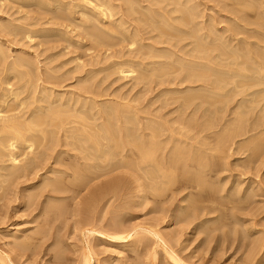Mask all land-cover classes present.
I'll return each mask as SVG.
<instances>
[{
    "label": "rangeland",
    "instance_id": "1",
    "mask_svg": "<svg viewBox=\"0 0 264 264\" xmlns=\"http://www.w3.org/2000/svg\"><path fill=\"white\" fill-rule=\"evenodd\" d=\"M198 1L202 4V6L200 5V16L203 13L204 17H201L205 20L212 16L218 24L223 22L218 26L228 24L223 21V16L228 15L236 19V17H233L234 15L238 16L237 14H242L245 20L252 22L249 24V27L252 24L251 28L261 29V31L264 30L262 29L264 28V23H262L264 22V18H262L264 16V12H262V9H264V6H262L264 0L256 1L257 4L261 5V10L257 4L256 6L259 10L254 6V0H251L254 2L239 0L248 8L249 6L246 4V1L247 3H253V6L251 5V8L248 10L247 7H240L243 4L236 0V2L234 0ZM119 2L124 4L123 1ZM231 3L233 6H231ZM235 3H238L239 6ZM144 4H147V2H144ZM40 6L36 4L22 5L20 2H16V0H0V47L2 46V50L4 51L2 55L0 54V103L1 105L3 104L0 107L5 113H17L19 115L17 117L18 121L22 118L24 122V117L31 116V121L28 123L29 126L27 125L29 128L27 137L32 139V137L34 138L37 135V138L39 137L40 139L39 143L42 146H39L40 144L38 145L36 140L38 147H35L36 151H33L34 153L30 152V154L32 153L30 156L28 153L29 150L27 151V148L23 146L24 140H22V143L19 140L16 148V150H19L16 154L18 159L17 163L15 161V164L12 163L13 161L10 162L9 157L7 158L9 156L7 155L9 153L8 150V153H5L6 151L4 152L7 160H4L5 157L1 158L4 153L0 155V160H2L0 161V264H78L81 256H83V252L89 255L90 261H92L90 262L91 264H109L111 260H115L114 264H264V144H262L264 143V102H262L264 100L261 99L262 97L260 98L261 100L259 99L260 101L258 100L259 103L257 101L255 102L256 104L252 103L253 106L249 100V98L252 99L251 96L246 98L245 93L241 94L240 97L239 94L233 97L237 92H231L233 100L230 96L231 93L228 92L227 100L224 95L225 91L219 90V95L223 93L224 96L221 95L223 98L220 96L221 99H218L219 96L217 98L216 94L213 97L214 93H211V96L209 95L210 92H207V95L205 93L207 90L204 92L198 83L191 82V79H184L182 74L179 73V70L178 73L175 68L173 69L176 72L171 70L172 67L170 69L171 71L167 70V64L161 67L166 66V69H164L169 74H160L157 71L159 64L157 66L155 64L151 66L150 64V61L156 58L151 57V54H156L154 52L156 50L141 46L139 41L133 45V49L131 50L128 49L129 43L127 41L109 47L105 45L95 47L94 45L96 44L92 41V37L89 38L87 34L89 29L86 27V31L84 27L83 29L81 27L80 30L74 26L66 28L69 31L71 30L68 33L50 31L49 29L55 27L53 25L54 22L46 19L45 16L47 15V18H50L49 14H46L42 10L47 9L44 8L46 6ZM229 8H232L231 11L234 9L233 11L236 13L242 8L243 13L240 12L232 15L228 12ZM236 8L238 11H236ZM59 10L61 8L56 9L57 12ZM40 12L42 13L40 14ZM257 12H261V15H259L260 13L257 14ZM140 15L142 16V14ZM259 16L261 17L259 18ZM257 17L261 22L255 20ZM203 19L198 18L200 21ZM45 20L48 23H44L46 22ZM253 21L256 22H254L255 25ZM78 23L82 22L79 20ZM141 24L142 22L137 21H133L132 23L133 26ZM40 26L48 30L46 31L45 29L42 32L35 31L38 34L33 32V35L32 31L36 30V28L39 29ZM27 29L28 31L31 30V32H27L28 34L25 32ZM112 34L114 36L118 35L117 31L112 32ZM143 34L142 42L147 44L151 43V37L149 38L151 33ZM254 37L256 39L251 38V40L257 41V37L261 36L254 35ZM113 40L115 39L110 38L109 42ZM165 56L163 58L157 57L155 60L160 59V61H164L166 59ZM126 61L129 63L127 62L128 64H126ZM148 62L149 64H147ZM152 72L154 75L151 74ZM155 72L158 73L156 74ZM141 74L142 77L140 76ZM15 88L18 89L16 90ZM44 88L46 92H44L45 90L43 91ZM2 90H5L4 92L6 94H1ZM168 90L172 92H169V94L166 93ZM215 91H218V89ZM14 92L17 93L16 96H14ZM57 93H59L58 96ZM70 93L72 94L71 96L69 95ZM163 93L167 96L162 95ZM7 94L11 96L8 95L7 98ZM197 94L198 96L196 98ZM78 95L82 98H79ZM242 95L245 96L244 99ZM201 96L204 97L202 98L204 100L207 97L206 100L213 99V101H209V105L207 103L208 101L203 103L204 100H200ZM209 96L212 98H209ZM257 96L259 98L260 95L257 94ZM60 97L62 101L68 99L67 104L60 105ZM52 98H57L58 101L50 103ZM215 98H217V102L220 101V103L218 102L219 104L214 102L216 100ZM254 98L258 99L256 95ZM5 99L10 101V103L6 104ZM73 99L77 103L75 104L76 107L72 103L74 102ZM83 99L87 102H84ZM224 99L227 101H223ZM230 99L231 101L229 102ZM239 99L240 101L238 102ZM247 99L249 100L247 102L250 106L246 102ZM1 100L5 102H1ZM244 100L246 103L242 102L245 103L242 105L241 101ZM199 102L202 105H199ZM212 102H214L213 105H211ZM86 103L88 106L85 105ZM123 104L125 108L128 106L125 110L127 111L129 108V113L128 111L127 113L126 111L123 112ZM47 105H50L49 107L52 110L47 111ZM89 105L94 108L90 109L91 107ZM16 106H18L19 112ZM61 106L62 108L69 106L67 108L69 111L70 108L75 111L71 110V113H63L67 109L62 110ZM80 106L83 109L81 110L82 114L79 112L81 109ZM239 106L241 107L239 108ZM251 106L253 109L250 108ZM6 107H9V110ZM111 107L118 108L116 110ZM55 108L57 112L53 111ZM14 109H16V112H13ZM119 109L124 117L120 112L118 113ZM23 110L27 113L24 114L25 112ZM44 110L49 112L50 115H48L49 113L46 114ZM89 110L91 114L88 113ZM113 110L117 111H115L116 113L114 115L120 114L121 118L120 115H117L115 118ZM240 111L242 112L239 114ZM41 112L46 115H44L42 120H38V118H41L38 115L43 116V114H40ZM52 112L54 115L59 113L62 116L63 114V118L66 119L64 122L68 121L66 123L68 128L70 127L68 123L71 127L76 125L75 127H70L72 133L69 132L70 128L66 130V126L62 127V125L59 127L61 122L53 118L55 116H53ZM104 112L108 115L110 112V115H113L112 118L114 117L115 121L119 117L120 119L118 118L117 122H120H114V119L110 115L108 118ZM19 113L23 117H20ZM134 113L139 118L136 115L134 117ZM69 114H71L69 117H72L71 124L68 120L69 118H67ZM78 114L81 116L80 119L78 118ZM238 114L242 115L243 118ZM92 115L96 120L93 119L94 121H92ZM127 115L130 120L128 122H126ZM47 116H52L56 121L55 125L58 124V128L61 129L59 131L57 126H53L55 129L54 132H51L53 133L52 136L49 130L53 129L51 126L53 120L51 119L50 122L51 117L48 119L46 118ZM95 116H98V119ZM104 116L108 118V123H106L107 118ZM238 117H240L239 120L244 119V124L242 123L241 125L245 126L247 124L246 126H250L251 128L243 126L250 131L246 130L247 133L246 131L244 133H237L234 137L232 133L230 134L232 129L228 126L231 124L234 126V123L239 121L235 120ZM34 118H36V121ZM76 118L78 119L74 120ZM88 119L90 122H88ZM154 119L156 122L158 120L159 123L164 121V133L162 132L163 129L160 128L164 135H161V138L159 135L160 130L158 131L159 124L156 126L157 123L154 124ZM43 120L50 125L43 123ZM39 121L45 126L43 124H41L42 126H38L40 124ZM91 121L93 123L96 122L94 127L99 123L96 126L98 132V128L101 131L105 128V125L108 126L106 128H109V131L104 129L100 133L102 139H104L102 134L106 131L103 134L107 135L106 141H103L105 142L104 145L106 148L113 147V144H116L115 146L118 145L119 148L121 147L119 149L114 146L117 148L115 152H112L110 149L106 153L108 154V157H106L108 158V164L105 162V164H101L103 167L96 166L95 169L91 166V169L89 166H81V163L83 164L85 161L82 155L85 154L86 149L84 148L87 146L83 145L84 142L81 144L82 141L79 139L80 135L82 134L89 138L92 134L95 135L98 133H95L96 128L93 127L94 130L90 127L91 124L93 125ZM99 121L105 123V125L102 123L103 128L102 126L100 127L101 123ZM31 122L33 123V128L30 127ZM36 122L39 123L37 126ZM115 123L118 126L121 124V127H117ZM142 123L143 125L145 124L144 127ZM163 123L159 126L163 127ZM110 124L113 125L110 127ZM198 124H202V128ZM83 125H88L86 127L87 129L82 130ZM148 125H151V128ZM169 125L170 128L168 127ZM146 126L148 127L146 128ZM226 126L230 129L229 133L228 130H225ZM35 129H38V132ZM138 129H141L140 131L145 136ZM152 129L158 132H153ZM171 129H173V132ZM176 129L178 131L180 129L182 131L184 130L181 132L184 133L185 137H187L185 134H190L187 139L190 138L191 140H186L181 132L182 135H179ZM119 130L122 131V133L119 132L122 135H118ZM126 130H129L127 132L128 134L130 132L131 136L136 133L134 139L132 138L131 140V136L128 135V140H125V136L127 135ZM149 130L155 133L154 135L158 133L159 136H157L158 138L156 140L149 141L151 139V132ZM66 131L71 136H63V132L67 135ZM31 132H34L36 135ZM139 132L140 134H137ZM195 133L196 135H194ZM224 133L226 135L230 134L231 137L229 136V141L222 146L219 141L225 139L224 137L226 135ZM100 134H96V137L101 138ZM192 134L194 137H191ZM112 135H114L112 137L113 139L111 138ZM49 136L51 138H48ZM42 137H46V139L43 140ZM93 138L88 139L89 141L84 144L91 146L94 143ZM171 138L173 140L176 138L179 144L180 142L181 144L184 143L185 140V143H187L182 144L181 147L178 143H175L177 142L175 139L173 145V143H168V141H173ZM51 139L52 142H50ZM78 139L80 142L77 141ZM102 139L100 140L102 141ZM161 139H164V141ZM56 140L58 141L56 142ZM135 140L138 142L144 140V143L146 141L155 143V141L160 140L159 142L162 143H159L161 144L159 146L160 148H158L159 144L156 143L155 147L158 148V151H155L156 153H150L153 155L152 157L147 153L148 157L146 153L141 154L137 151L140 150L138 146H140L141 142L138 144ZM182 140L184 141L182 142ZM66 141L74 142L68 144ZM75 141H77L80 147L75 146L77 145ZM116 141L118 142L115 143ZM147 142L145 143L147 146H145H151ZM24 143L26 145L29 144L28 141ZM51 143L54 144L52 145ZM143 144L139 148H142ZM175 144L176 146H180V149ZM187 144L191 146L188 147ZM220 145L222 148L219 149ZM173 147L177 148L178 154L175 153L177 151L175 148V152L173 151ZM79 148H83L82 151L84 152L79 150ZM157 148L155 149L157 150ZM130 149L131 151H135V153L128 151ZM179 150L180 152L182 150V152L180 153ZM22 151H25V155L28 153V156L26 155L25 157ZM37 152L40 153L37 154ZM80 152H82L81 156ZM129 152L133 155H130ZM136 153L137 155H135ZM163 153L166 155L165 158H171L172 154L173 156L177 155L178 160L181 162L175 157L178 162L175 159L173 160V157L170 160L165 159L163 158ZM77 154H79V160L76 158ZM113 155L115 157H112ZM143 155H145L146 159ZM34 156L36 158V160L33 159L35 162L30 161ZM138 156L141 159H143L141 156L144 157L143 162L139 161L141 159ZM26 160L32 164H29V162L26 164ZM158 161L161 163L159 165H162V162H166L156 170V168L152 167H155L153 165ZM167 162L170 164L168 165ZM23 163L29 166H24ZM13 166L16 167L13 168ZM18 167L22 171L25 168V172L20 173L21 170L18 171ZM80 168H82V173L80 172ZM86 168L89 172L91 170L93 171H91V175L88 172L86 174ZM56 169L58 172L52 171ZM15 171L16 174L13 173ZM94 171H96V174L101 171L100 173L103 175L95 178L97 176ZM146 171L152 174L148 172V175ZM162 173H165L164 176ZM167 175L168 177H165ZM78 176L85 182H87L85 179L89 177L87 182L89 184L85 185L84 181V183H81L82 181L78 180ZM85 176L87 177L85 178ZM112 176H115V178L119 176V180L117 179L111 183ZM169 177H172V180H168ZM75 179L77 181H74ZM54 181L58 182L59 186L62 184V188L59 187L57 190L50 189L49 187L53 188L52 184ZM101 181L104 183L107 182V188L105 189L108 190H105L106 192H98L99 194L96 195L98 198L95 196L96 201L91 200L90 198H94L93 196L95 194L92 196L89 193L88 187L90 185H92L90 188L93 185L96 186ZM48 183L49 186L46 185ZM201 184L202 187L204 185L203 188L200 187ZM108 186L110 187L108 188ZM192 203L195 206H192ZM192 207L199 208V211L197 209H195L196 211L194 209L192 210ZM192 212H195L194 214L197 212V214L194 215ZM90 229L96 232L89 235L87 231ZM122 230L130 234V237L126 241L110 237L116 236ZM23 241L24 243L27 242L25 244H29V247L22 248L19 246ZM255 243L256 245L259 243L260 248L258 245L255 247ZM18 246L20 247L19 249ZM58 250L61 252V255ZM170 254L176 256L180 262L177 263L172 260ZM2 258L4 261L1 262Z\"/></svg>",
    "mask_w": 264,
    "mask_h": 264
},
{
    "label": "bare ground",
    "instance_id": "2",
    "mask_svg": "<svg viewBox=\"0 0 264 264\" xmlns=\"http://www.w3.org/2000/svg\"><path fill=\"white\" fill-rule=\"evenodd\" d=\"M119 1H123L124 2V4H122V3H120ZM235 1V0H234ZM233 1V2H234ZM237 2H239V3H241L239 0H236ZM235 1V2H236ZM242 1H245V0H242ZM249 1H251V0H249ZM255 1V2H254ZM254 1H251V2H254V6L255 7H257L256 6V4H257V2H259V1H257V0H254ZM257 1V2H256ZM16 2H20L22 5H33V4H36V5H43V7L44 6H46V7H44V8H47V9H42L46 14H49V16H50V18H47V16H45L46 17V19L49 21V20H51V21H53L54 23H53V25L55 26V27H51L52 29H49L50 31H54V32H58V33H62V32H65V33H68V32H70L68 29H66V28H68L69 26L71 27V26H74L75 28H81L82 27V29H83V27L85 28H88L89 29V31H88V33L87 32H85V33H87L88 35H89V38L90 37H92V41L96 44V45H94L95 47L96 46H98V45H105V46H113V45H116V44H119V43H122V42H128L129 43V50H131V49H133V45H135V43H137L138 41L140 42L139 44L141 45V46H145V47H147V48H151V49H154V50H156V51H154L156 54H151V57H153V58H155V59H157V57H164L165 55V58L167 59H162V60H164V61H160V59H158V60H153L152 58V60L150 61V64H151V66L153 65V64H155L156 66L159 64V66H157L158 67V69L156 68V66H155V68L157 69V71L158 72H160V74L162 73H167V71H165V69H166V66H164L163 68L161 67L162 65H165V64H167L168 66H167V70H170L171 69V67H172V69L171 70H173V71H175L173 68H175L176 70H177V73H178V70H179V73L180 74H182V77L185 79H191V82H195V83H198L199 84V86L202 88V90H204V92H205V90H207L205 93L207 94V92L209 93V95H211V93H214V95H213V97L214 96H216L217 95V98H218V96H219V98L218 99H221V98H223L222 96H224L225 95V99H227L226 97H227V94H228V92H232V93H235V92H237L233 97H236L238 94H239V97L241 96V94H243V93H245V96H246V98L248 97V96H251V98L253 99L254 97H255V95H256V97L258 98V96H257V94H259L260 96H259V98L258 99H255L254 98V100H252V99H250L249 98V100H250V104H252V103H254V104H256L255 102L257 101V103H259V101L262 99V100H264V30H262L261 31V29L260 30H257V29H253V28H251V26H252V24L250 25V27H249V24L250 23H252V22H249L248 20H245L244 18H243V15L242 14H237V13H240V12H242V8H240V10H239V12H235V11H231V9L232 8H229V13L230 14H232V15H234V14H237L238 16H236V15H234L233 17H236V19L235 18H231V17H229L228 15H225V16H223V18H224V20L223 21H225L226 22V24L227 25H224V26H218V25H220L221 23H223V22H221L220 24H218V22H216L215 20H214V18L212 17V16H210V17H208V19L206 18V20L205 19H203V17H204V15H203V13L201 14V16H203V17H201L200 16V12H201V8H200V5L202 6V4H201V2H199L198 0H16ZM144 2H147V4H144ZM224 2V1H223ZM247 3V1H246V4H248V6H249V8L247 7V6H245V4H243V3H241V4H243V6L241 5L240 7H247V10L248 9H250L251 7V5L253 6V3ZM261 2V1H260ZM245 3V2H244ZM229 4V3H228ZM232 4V3H231ZM230 4V5H231ZM236 5L238 4V3H235ZM260 4H262V3H260ZM258 5V7H259V9H260V6L261 5H259V4H257ZM40 6V7H41ZM225 7L227 6V5H224ZM231 6H233V4L231 5ZM238 6H239V4H238ZM262 6H264V4H262ZM225 7H223V8H225ZM228 7V6H227ZM258 7H257V9H258ZM61 8V10H59V12H57L56 11V9H60ZM239 8V7H238ZM245 8H243V9H245ZM254 8V7H253ZM205 9V8H204ZM226 9V8H225ZM228 9V8H227ZM258 9V10H259ZM254 10H256V9H254ZM254 10H253V12H254ZM258 10H256V11H258ZM261 10V9H260ZM236 11H238V9L236 8ZM250 11V10H249ZM255 11V12H256ZM43 12V13H44ZM204 12V11H203ZM227 12V13H228ZM234 12V13H233ZM262 12H264V9H262ZM42 12H40V14H41ZM243 13V12H242ZM246 13V12H245ZM258 13H260L259 15H261V12H257V14ZM140 14H142V16H145V17H142ZM205 14V13H204ZM229 14V15H230ZM239 15H241V16H239ZM255 15V14H254ZM206 16V15H205ZM247 16V15H246ZM258 16V15H257ZM45 17H44V19H45ZM200 17V19L202 18L203 20H198V18ZM256 17V16H255ZM261 16H259V18H260ZM258 18V17H257ZM255 19V20H259V18L258 19ZM262 18H264V16H262ZM246 19H249V18H246ZM47 20H45L46 22H44V23H48L47 22ZM79 20H80V22H82V23H78L79 22ZM250 20V19H249ZM133 21H137V22H142V24L141 25H135V26H133L132 25V23H133ZM260 22H261V20H259ZM209 22V23H208ZM255 21H253V23H254ZM44 23L42 22V24L44 25ZM50 23V22H49ZM256 23V22H255ZM255 23H254V25H255ZM262 23H264V22H262ZM261 23V24H262ZM40 24V23H39ZM134 24H135V22H134ZM225 24V23H224ZM143 26H146V27H143ZM40 27H42V28H40ZM39 27V29L38 28H36V30H34V31H32V34H33V32H35V31H43V30H45L46 28L45 27H43V26H40ZM254 28H255V26H253ZM260 27V26H259ZM25 28V27H24ZM73 28V27H72ZM86 28L84 29L85 31H86ZM262 29H264V28H262ZM48 29H46V31H47ZM68 30V31H67ZM81 30V29H80ZM76 31V30H75ZM114 31H117V34L119 35H111V33L112 32H114ZM251 31V32H250ZM26 33L27 32H31V30H29L28 31V29H27V31H25ZM26 33H24V34H26ZM35 33H37V32H35ZM143 33H146V34H149V33H151V36H149V38L151 37V43H144V42H142V35H144ZM28 34V33H27ZM27 34H26V36H27ZM38 34V33H37ZM245 34V35H244ZM30 35V34H29ZM34 35V34H33ZM254 35H256V36H261V37H257L258 38V40L257 41H253V40H251V38H255L256 39V37H254ZM29 37H31V36H29ZM110 38L111 39H115V40H113L112 42H109L110 41ZM148 38V39H149ZM123 45V44H122ZM159 45H162V46H159ZM93 47V46H92ZM124 48V47H123ZM127 48V47H126ZM131 52V51H130ZM171 53L170 55H169V53ZM4 53V51L2 50V46L0 47V54L2 55ZM5 55V54H4ZM3 57V56H2ZM122 57V56H121ZM4 58V57H3ZM19 59V58H18ZM20 60H21V58H20ZM24 60V59H23ZM133 60V59H132ZM139 61V60H138ZM114 62V61H113ZM128 61H126V64H128L127 63ZM114 64V63H113ZM125 64V65H126ZM143 64V63H142ZM147 64H149V62L147 63ZM124 65V66H125ZM130 65V64H129ZM140 65V64H139ZM146 65V64H145ZM153 66V67H154ZM129 67V66H128ZM144 67V66H143ZM152 67V68H153ZM159 67H161L160 69H159ZM130 68V67H129ZM165 68V69H164ZM124 69V68H123ZM131 69V68H130ZM122 70V69H121ZM153 70V69H152ZM155 70V69H154ZM170 70V71H171ZM165 71V72H164ZM121 72H123V71H121ZM133 72V71H132ZM157 72V73H158ZM176 72V71H175ZM156 73V72H155ZM156 73V74H157ZM143 74V73H142ZM142 74L140 75L141 77H142ZM152 75H154L153 74V72L151 73ZM159 74V75H160ZM167 74H169V72L167 73ZM179 74V75H180ZM139 75V74H138ZM171 75V74H170ZM169 75V76H170ZM162 76V75H161ZM141 77H140V79H141ZM144 77H146V76H144ZM143 77V78H144ZM138 78H139V76H138ZM145 79V78H144ZM152 79V78H151ZM154 79V78H153ZM193 80V81H192ZM159 81V80H158ZM179 81V80H178ZM8 82V81H7ZM168 82V81H167ZM189 82V81H188ZM163 83V82H162ZM10 84V83H9ZM1 85V84H0ZM6 85H8V84H6ZM45 85V84H44ZM259 86V87H258ZM8 87V86H7ZM6 87V88H7ZM11 87V86H10ZM10 87H9V89H10ZM13 87V86H12ZM42 87H44V86H42ZM46 87V86H45ZM52 87V86H51ZM192 87V86H191ZM197 87H198V85H197ZM47 88V87H46ZM53 88V87H52ZM200 88V89H201ZM225 88H228V89H226L225 90ZM2 89H5V88H2ZM8 89V90H9ZM16 89V88H15ZM18 89V88H17ZM16 89V90H17ZM218 89V91H215V90H217ZM16 90H14V91H16ZM45 90V91H44ZM48 90H49V88H48ZM50 90H52L51 88H50ZM219 90L221 91V90H224L225 91V94L223 95V93L221 94V95H219ZM5 90H2V93L1 94H6L5 92H4ZM10 91V90H9ZM43 91L44 92H46V89L44 88L43 89ZM175 91V90H174ZM173 91V92H174ZM166 92V91H165ZM169 92L171 93L172 91H170V90H168V92H166V93H168L169 94ZM15 93V92H14ZM72 93V92H71ZM69 94L70 96L72 95V94ZM165 93V94H166ZM175 93H177V92H175ZM221 93V92H220ZM232 93H231V99H233V97H232ZM261 93H262V96H261ZM16 94L17 93H15V95L14 96H16ZM58 94L59 93H57V96H58ZM62 94V93H61ZM75 94V93H74ZM206 94H205V96H206ZM216 94V95H215ZM8 95H10V94H7L6 96H7V98H8ZM85 95V94H84ZM162 95H164V93L162 94ZM161 95V96H162ZM195 95V94H194ZM200 95V94H199ZM202 95V94H201ZM208 95V94H207ZM229 95H228V97H229ZM3 96V95H2ZM1 96V97H2ZM6 96H5V98H6ZM11 96V95H10ZM61 97H62V95H60ZM63 96H64V94H63ZM158 96V95H157ZM165 97L167 96V95H164ZM187 96V95H186ZM197 96H198V94L196 95V98H197ZM203 96V95H202ZM201 96V99H200V97H199V99L200 100H204V99H202V98H204V97H202ZM212 96V95H211ZM211 96H209V98H212ZM220 96H221V98H220ZM243 96V95H242ZM245 96H243V99L245 98ZM252 96H254V97H252ZM61 97H60V101H61V104L60 105H64L66 102H68L65 98V100L64 101H62L61 100ZM77 97V96H76ZM78 97H79V95H78ZM77 97V98H78ZM195 97V96H194ZM262 97V98H261ZM2 98H4V97H2ZM1 98V99H2ZM6 98V99H7ZM50 98V97H49ZM67 98H68V96H67ZM69 98H71V97H69ZM79 98H82V97H79ZM84 98V97H83ZM182 98V97H181ZM195 98V99H196ZM217 98H215L216 100H214V102H217ZM261 98V99H260ZM5 99V101H6V104H8V103H10V101H7ZM51 99V98H50ZM54 98H52V100L50 101V103H54V102H56V101H58V99L56 98V99H54ZM85 99V98H84ZM84 99H83V101H84ZM177 99V98H176ZM183 99V98H182ZM207 99V97L205 98V100ZM225 99L223 100V101H225ZM231 99L229 100V102L231 101ZM260 99V100H259ZM48 100V99H47ZM70 100V99H69ZM79 100V99H78ZM203 101V103H206L208 100H206V101ZM228 100V99H227ZM226 100V101H227ZM234 100V99H233ZM241 100H242V98H241ZM248 99L246 100V102L247 101H249ZM259 100V101H258ZM4 100H1V102H5ZM73 101H74V99H73ZM82 101V100H81ZM86 101V100H85ZM84 101V102H85ZM209 101H213V99H209ZM209 101L207 102L208 103V105L210 104L209 103ZM225 101V102H226ZM240 101V99L238 100V102ZM251 101H254V102H251ZM48 102V101H47ZM76 101H74V102H72L73 104H74V106L76 107V105L75 104H77V103H75ZM87 102V101H86ZM214 102H212V104L211 105H213L214 104ZM219 103H220V101H218ZM217 102V103H218ZM221 102H222V100H221ZM224 102V103H225ZM242 102H245V100L244 101H241V104L243 105V104H245V103H242ZM262 102H264V101H262ZM21 103H22V101L20 102V106H21ZM71 103V102H70ZM72 103H71V105H72ZM81 103V102H80ZM94 103V102H93ZM190 103V102H189ZM188 103V104H189ZM218 103V104H219ZM56 104V103H55ZM67 104V103H66ZM89 104V103H88ZM183 104V103H182ZM201 104V102H199V105ZM240 104V103H239ZM247 104L250 106V104L247 102ZM246 104V105H247ZM3 105V104H2ZM1 105V103H0V106H2ZM9 105H11V104H9ZM8 105V106H9ZM50 105H53V104H50ZM49 105V106H50ZM81 105V104H80ZM86 106H88L87 105V103L85 104ZM91 106H92V104H90ZM89 105V107H91ZM96 105V104H95ZM202 105V104H201ZM226 105H227V103H226ZM241 105V106H242ZM245 105V106H246ZM253 105V104H252ZM19 106V107H20ZM48 105H47V111H50V110H52V109H50V107H49ZM58 106H59V104H58ZM62 106H61V108H62ZM93 106H94V104H93ZM107 106V105H106ZM124 108H123V107ZM122 106H120V107H122V109H124V111L123 112H125L126 110L125 109H127V107L125 108V106H124V104L122 105ZM190 106V105H189ZM241 106H239V108L241 107ZM254 106V105H253ZM39 107H42V106H39ZM46 107V106H45ZM69 107V106H68ZM67 106H64V108H62V110L63 109H67L68 108ZM79 107V106H78ZM77 107V108H78ZM130 107V106H129ZM196 107V106H195ZM243 107V106H242ZM256 107H257V105H256ZM6 108H8V110H9V107H6ZM11 108V107H10ZM18 108V106H16V109ZM22 108V107H21ZM21 108H20V111H21ZM49 108V109H48ZM53 108V107H52ZM80 108H81V106H80ZM92 108H94V107H91L90 109H92ZM109 108V107H108ZM111 108H113V109H116L117 110V108L115 107H111ZM110 108V109H111ZM197 108V107H196ZM244 108V107H243ZM246 108V107H245ZM249 108V107H248ZM250 108H252V106L250 107ZM2 108L0 107V155L2 154V153H4L5 151V153H8V151H9V153L7 154V155H9V156H7V158L9 157V159H10V162L11 161H13L12 163H14L15 164V161H16V163H17V156H16V154L19 152V150H16V148H17V142H19V140L21 141V143H22V140H24V142L25 141H28L29 142V144H27L26 145V143H24L23 142V146H24V148H27V151L29 150V154H30V152H32V153H34L36 150H35V147H38V145L40 144L39 142H40V139H39V137L37 138V135L34 133L35 132V130H36V132H38V129H35V130H33L34 132H31V133H33V134H35L36 135V137H32V139L30 138H28L27 136H28V132H29V128L27 127V125H28V123H29V121H31V116H27V117H24V122H23V120H22V118H21V120H22V122H21V120L20 121H18L17 119V117L19 116L17 113L15 114V113H5V112H3V110H1ZM16 109H14L13 110V112H16ZM121 109V110H122ZM198 109V108H197ZM205 109V108H204ZM253 109V108H252ZM8 110H7V112H8ZM25 110V109H24ZM23 110V112H25ZM58 110V109H57ZM60 110V109H59ZM71 110H73V109H71L70 108V111L67 109V111H64L63 113H65V112H68V113H71L72 111ZM79 110V109H78ZM81 110H83L82 108L80 109V114H82L81 112ZM105 110H106V107H105ZM104 110V111H105ZM115 110V111H116ZM128 110H129V108H128ZM127 110V111H128ZM131 110V109H130ZM216 110V109H215ZM240 110H242V109H240ZM6 111V110H5ZM17 111L19 112V108L17 109ZM33 111H34V109H33ZM53 111L55 112L56 111V108L55 109H53ZM73 111H75V110H73ZM114 111V110H113ZM113 112V115H114V113H116V112ZM127 111H126V113H127ZM206 111H207V109H206ZM4 114H3V113ZM9 112H12V111H9ZM44 112L46 113V114H48L49 112H46L45 110H44ZM57 112V111H56ZM61 112V111H60ZM78 112V111H77ZM88 112V111H87ZM101 112H102V110H101ZM111 112V111H110ZM109 112V115L111 114ZM120 112V114H121V111H120V109H119V111H118V113ZM122 112V113H123ZM130 111H128V113H129ZM132 112V111H131ZM215 112V111H214ZM217 112V111H216ZM242 111H240L239 112V114L241 113ZM21 113V112H20ZM19 113V114H20ZM27 112H25L24 114H26ZM30 113V112H29ZM34 113V112H33ZM36 113V112H35ZM53 113V112H52ZM68 113H66V114H68ZM88 113H90V110H89V112ZM126 113H124V114H126ZM235 114H236V112H234ZM245 113H247V112H245ZM23 114V113H22ZM40 114H43V116H40V115H38L39 117H41V118H38V120H42L43 119V117H44V115H46V114H44L43 112H41ZM91 114V113H90ZM97 114H98V111H97ZM104 114H105V112H104ZM119 114V115H120ZM133 114V113H132ZM132 114H131V116H132ZM234 114V115H235ZM238 114V115H239ZM248 114H249V112H248ZM34 115V114H33ZM48 115H50V113L48 114ZM71 114H69L68 115V117L67 118H69L68 120H69V122H70V124H71V121H72V117H69ZM94 115V114H93ZM93 115H92V121H94V120H96V119H94V117H93ZM105 115H107V117L109 116L108 114H105ZM112 115V116H113ZM118 115V114H117ZM116 114L114 115V117L116 118V116H117ZM118 115V116H119ZM122 115V114H121ZM121 115H120V118H121ZM129 115V114H128ZM128 115H127V121L126 122H128V121H130L128 118ZM135 113H134V117H135ZM237 115V116H238ZM53 116H55V117H53L56 121H59V122H61V124H60V126L59 127H61L62 125V127H65L66 126V123L68 122H64V120H66V119H64L63 118V114H62V116H60V114L58 113V114H55L54 115V113H53ZM67 116V115H66ZM87 116H89V115H87ZM111 116V115H110ZM112 116H111V118H112ZM123 116V115H122ZM126 116V115H125ZM137 116V115H136ZM241 118H243L242 117V115H239ZM244 116V115H243ZM20 117H23V116H21V114H20ZM36 117V116H35ZM51 117V118H50ZM47 116L46 118H50V122H51V119L53 120V122L55 121L53 118H52V116ZM80 117L81 116H79V114H78V118L80 119ZM91 117V116H90ZM90 117H88L89 119H91ZM96 117V116H95ZM98 117V116H97ZM96 117V118H97ZM102 117V116H101ZM101 117H99L100 119H101ZM105 118H107L106 116H104ZM103 117V118H104ZM114 117L112 118V119H114ZM124 117V116H123ZM133 117V116H132ZM133 117V118H134ZM138 117V116H137ZM240 117H238V119L236 118L235 120H239V118ZM78 118H76V119H74V120H77ZM109 118V117H108ZM108 118H107V122L106 123H108ZM110 118V119H111ZM119 118V117H118ZM117 118V119H118ZM119 118V119H120ZM139 118V117H138ZM138 118H136V120L137 121H139L138 120ZM152 118V117H151ZM246 118H247V116H246ZM47 119V120H48ZM71 119V120H70ZM88 119V120H89ZM94 119V120H93ZM98 119V118H97ZM116 119V121H115V119L113 120L114 122H117L118 120ZM244 119H245V116H244ZM244 119H240L239 121H237V123H234L235 125L234 126H232L233 124H229L230 126H228L230 129H232V131L230 132L229 130L230 129H228L227 128V126H226V129L225 130H228V133L230 132V134L232 133L233 134V136L235 137V134H237V133H244L247 129H245L244 127H247L246 125L244 126V125H241L242 123H243V120ZM27 120V121H26ZM34 120L36 121V118H34ZM46 120V119H45ZM105 120H103V121H105ZM124 120V119H123ZM133 120V119H132ZM131 120V121H132ZM155 120V119H154ZM44 121V120H43ZM56 121L53 123L52 122V124H54V125H52L51 124V126L53 127V126H57V125H55V123H56ZM79 121H81V120H79ZM78 121V122H79ZM91 121V123H93ZM100 122L101 123V125H100V127L104 124L105 125V123L104 122ZM134 121V120H133ZM132 121V122H133ZM152 121V120H151ZM161 121H163V120H161ZM242 121V122H241ZM27 122V123H26ZM88 122H90V120L88 121ZM109 122H110V120H109ZM114 122H113V124H114ZM120 122V121H119ZM119 122H117V123H119ZM124 122V121H123ZM123 122H121V123H123ZM135 122V121H134ZM164 122V121H163ZM163 122H161V123H159L158 122V120H157V122H156V120H155V122H154V124L155 123H157L156 124V126L159 124H161L162 125V123ZM233 122H235L234 120H233ZM232 122V123H233ZM245 122V121H244ZM37 124H36V126L38 125V126H42L41 124H43V123H47V124H49L48 122H46V121H44L43 123L42 122H40L39 121V123L38 122H36ZM96 123V122H95ZM95 123H93V125L91 124V128L92 129H94V128H96V126L97 125H99V123L98 124H96V126L94 127V125H95ZM103 123V124H102ZM131 123V122H130ZM140 123V122H139ZM138 123V124H139ZM147 123V122H146ZM152 123V122H151ZM179 123V122H178ZM201 123V122H200ZM73 124H75V123H73ZM89 125H90V123H88ZM113 124H110V127H111V125H113ZM148 124V123H147ZM146 124V125H147ZM167 124V123H166ZM170 124V123H169ZM244 124V123H243ZM31 126L30 127H32L33 126V123L31 122V124H30ZM44 125V124H43ZM50 125V124H49ZM80 125V124H79ZM115 125H116V123H115ZM121 125V124H120ZM118 126V125H116L117 127H121V126ZM140 125V124H139ZM142 125H143V123H142ZM145 125V124H144ZM144 125H143V127H144ZM152 125V124H151ZM151 125H148L149 127L151 126ZM158 125V127H159V129H158V131L160 130V128L161 129H163V128H165L164 126H165V124L163 123V127L162 126H159ZM199 125V124H198ZM207 125V124H206ZM211 125H213V124H211ZM29 126V125H28ZM45 126V125H44ZM68 126H70L71 127V125H69V123H68ZM76 126V125H75ZM75 126H72V127H75ZM88 126V125H87ZM86 125H83V127H82V130H84V129H87L86 127H87ZM126 126V125H125ZM148 126H146V128L148 127ZM155 126V125H154ZM183 126H184V124H183ZM186 126V125H185ZM201 128H202V124L201 125H199ZM203 126H204V123H203ZM231 126H232V128H231ZM244 126V127H243ZM256 126V125H255ZM69 127V128H70ZM71 127V128H72ZM89 127V128H90ZM94 127V128H93ZM105 128V130H108L109 131V128H106V127H108V126H104ZM157 127V128H158ZM169 128H170V125L168 126ZM168 127H167V129H168ZM172 127V126H171ZM205 127V126H204ZM211 127V126H210ZM248 127H250V126H248ZM247 127V128H248ZM33 128V127H32ZM31 128V129H32ZM57 128H58V126H57ZM66 128V130H67V126L65 127ZM68 128V129H69ZM71 128L69 129V132L70 133H72V131H70L71 130ZM102 128H103V126H102ZM115 128V127H114ZM113 128V129H114ZM139 128H141V127H139ZM151 128V127H150ZM149 128V129H150ZM153 128V127H152ZM178 128V127H177ZM199 128V127H198ZM251 128V127H250ZM54 129H55V127H53V129L51 130H49L50 131V133L51 132H54ZM59 129V128H58ZM74 129V128H73ZM72 129V130H73ZM104 129H102L103 131H104ZM112 129V128H111ZM118 129V128H117ZM122 129H123V127H122ZM141 129H143V128H141ZM140 129V130H141ZM156 129V128H155ZM167 129H166V131H167ZM179 129V128H178ZM184 129V128H183ZM197 129V128H196ZM245 129V130H244ZM252 129H253V127H252ZM95 130V129H94ZM98 130H99V132L97 131V128H96V130H95V133L96 132H98L99 134L101 133V131H100V129L98 128ZM115 130V129H114ZM139 130V129H138ZM139 130V131H140ZM153 130V129H152ZM177 130V129H176ZM175 130V132L177 133V131ZM201 130V129H200ZM249 130V129H248ZM247 130V131H248ZM39 131H41V130H39ZM56 131V130H55ZM59 131H61V129H59ZM107 131V132H108ZM116 131V130H115ZM123 131H124V129H123ZM127 131H129V130H126V132ZM144 131V130H143ZM150 131V130H149ZM158 132V131H156V130H153V132ZM162 130H160V138H161V135H163V133H164V129H163V133L161 132ZM165 131V132H166ZM171 131L173 132V129H171ZM182 130L180 129L178 132H179V135L184 131H182ZM247 131H246V133H247ZM250 131V130H249ZM75 132V131H74ZM82 132V131H81ZM106 132V131H105ZM105 132L103 133V134H105ZM122 133V131L121 130H119L118 131V135H122V134H120V133ZM141 132V131H140ZM140 132L139 133H137V134H140ZM151 132V139L149 140L150 142L151 141H154V139L156 140V138H158L157 136H159L158 135V133H156L157 135H154L155 133H153L152 131H150ZM174 132V134H176ZM181 132V133H180ZM188 132V131H187ZM190 132V131H189ZM198 132V131H197ZM196 132V133H197ZM225 132V131H224ZM50 133H49V135H50ZM56 133V132H55ZM76 133V132H75ZM83 133V132H82ZM98 133H96V134H98ZM132 133V132H131ZM142 133V132H141ZM162 133V134H161ZM167 133V132H166ZM165 133V134H166ZM169 133H170V131H169ZM196 133L194 134V135H196ZM201 133V132H200ZM52 134L53 133H51V136H52ZM57 134H58V132H57ZM63 134V136H71V135H69V133L67 134V131H66V134L67 135H65L64 134V132L62 133ZM77 134V133H76ZM80 134V133H79ZM90 134H91V131H90ZM96 134L94 135V134H92L91 136L92 137H94L92 140H93V144H91V146H89V144H87V145H85L84 143H86L87 141H89L88 139H91L92 137L91 136H89V138L87 137V136H85V135H80V137H79V139L82 141L81 142V144L83 143V145L84 146H87V147H85L84 149H86L85 150V152L84 151H82L83 150V148H79V150H81L82 152H84L85 154H83L82 155V152H80L81 154H80V156L82 155V156H84L83 157V159L85 160L84 161V163L82 164L81 163V166L83 165V167H85V166H89V168L91 169V167L93 168L94 167V169H95V167L96 166H102L101 164H105V162H107V164H108V158H106V157H108V154H106V153H108L109 152V150L111 149V151L112 152H115L116 151V149L117 148H115V147H118V145L117 146H115L116 144H113L112 146L113 147H111V148H109V147H107L106 148V146L104 145L105 144V142H103V141H106V139H107V135H103L102 134V136H104V139H102V137H101V134H100V137L101 138H99V137H96ZM111 134V133H110ZM110 134H109V136H110ZM116 134V133H115ZM127 135L125 136L126 137V141L128 140L127 139V136L128 135H130L131 136V134H130V132H129V134H128V132L126 133ZM136 134V133H135ZM135 134L133 135V136H131V140H132V138L134 139V137H135ZM143 134V133H142ZM183 134V135H182ZM181 135L182 136H184V133H182ZM225 134V133H224ZM226 134H227V132H226ZM225 134V135H226ZM230 134H228V135H226L224 138L225 139H223V137H221V139H223L222 141H219L220 142V144L223 146V144H225L226 142H228L229 141V136L231 137V135ZM34 135V136H35ZM125 135V134H124ZM123 135V136H124ZM144 135V134H143ZM178 134H177V136H179ZM187 137H188V135H190V134H185ZM193 135V134H192ZM191 135V137H194V135L192 136ZM238 135H241V134H238ZM51 136H49L48 138H51ZM54 136V135H53ZM98 136V135H97ZM130 136H129V138H130ZM139 137H141L140 135H138ZM138 136H137V139H138ZM145 136V135H144ZM164 136V135H163ZM197 136H200V135H197ZM222 136H223V133H222ZM237 136V135H236ZM76 137V136H75ZM112 137H114V135H112L111 136V138ZM116 138H117V136H115ZM171 137H172V135H171ZM180 137V136H179ZM178 137V138H179ZM185 137V136H184ZM184 137H182V138H184ZM187 137H185L186 138V140H189V139H187ZM69 138V137H68ZM116 138H114V139H116ZM120 138H121V136H120ZM177 138V137H176ZM175 138V139H176ZM181 138V139H182ZM198 138V137H197ZM38 139H39V141H38ZM42 139L44 140V139H46V137L44 138V137H42ZM74 139V138H73ZM77 139V138H76ZM79 139L77 140V141H79ZM100 139H102V141L100 140ZM113 139V138H112ZM122 139H124L123 137H122ZM122 139H120V140H122ZM136 139V138H135ZM136 139V140H137ZM142 139H143V137H142ZM165 139V138H164ZM164 139L162 140V141H164ZM168 139H169V137H168ZM175 139L173 140V138H171V140H173L172 142L171 141H168V143H173L174 141H175ZM36 140H37V144H36ZM48 140V139H47ZM135 140V141H136ZM180 140V139H179ZM185 140V139H184ZM184 140H182V142L184 141ZM185 140V141H186ZM191 140V139H190ZM34 141H35V143H34ZM46 141V140H45ZM58 140H56V142H57ZM77 141H75L76 143H77ZM126 141H125V143H126ZM144 141V140H143ZM143 141H140L141 142V144H140V146H138V149H140V150H137V151H139V153H141V154H145L146 153V155H147V153H148V155L151 153H154L155 151H158V148H160L159 146L161 145V144H159V143H162V142H159L160 140H157V142L155 141V143L154 142H152V143H149V142H147V143H149L151 146H148V147H146L147 145L143 142ZM176 141H177V139H176ZM185 141H184V143H185ZM193 141V140H192ZM194 141H196L195 139H194ZM50 142H52V139H51V141ZM53 142H55V141H53ZM65 142V141H64ZM67 142V141H66ZM71 142H74V141H70V142H67L68 144H70ZM80 142V141H79ZM102 142V143H101ZM118 141H116L115 143H117ZM122 143H123V141H121ZM133 142V141H132ZM132 142H130L131 144H132ZM138 141H136V143H137ZM140 142H138V144L140 143ZM179 141H177V142H175V143H178ZM191 142V141H190ZM222 142V143H221ZM91 143V142H90ZM134 143V142H133ZM144 143V144H143ZM159 144L158 145V148L157 147H155V144ZM184 143H182V144H184ZM187 143V142H186ZM185 143V144H186ZM189 143V142H188ZM230 143H231V141H230ZM25 144V145H24ZM36 144V146H34ZM52 144V143H51ZM54 144V143H53ZM52 144V145H53ZM56 144V143H55ZM72 144V143H71ZM111 144V143H110ZM138 144H136V145H138ZM143 144V147L142 148H139V147H141V145ZM179 144V143H178ZM181 144V142H180V146L182 145ZM191 144H193L192 142H191ZM217 144H218V142H217ZM260 144V143H259ZM262 144H264V143H262ZM74 145V144H73ZM106 145H107V143H106ZM122 145H124V144H122ZM133 145V144H132ZM135 145V146H136ZM146 145V146H145ZM173 145H174V143H173ZM220 145V147H219V149L220 148H222V146ZM20 146H22L21 144H20ZM22 146V147H23ZM39 146H41V144L39 145ZM71 146V145H70ZM76 147L77 146H79L80 147V145L77 143V145H75ZM115 146V147H114ZM135 146H134V148H135ZM157 146V145H156ZM175 146H176V144H175ZM180 146H176L178 149H180ZM184 146H186V145H184ZM187 146H188V144H187ZM189 146H191V145H189ZM188 146V147H189ZM42 147V146H41ZM50 147V146H49ZM81 147H83V146H81ZM182 147V146H181ZM217 147V146H216ZM21 148V147H20ZM23 148V149H24ZM53 148V147H52ZM113 148V149H112ZM119 148V147H118ZM121 148V147H120ZM119 148V149H120ZM155 148H157V150L155 149ZM174 148L175 147H173V151H174ZM177 148H175V150H177ZM39 149V148H38ZM37 149V150H38ZM115 149V150H114ZM118 149V150H119ZM137 149V148H136ZM172 149V148H171ZM183 149V148H182ZM192 149V148H191ZM8 150V151H7ZM21 150H22V148H21ZM21 150H20V152H21ZM114 150V151H113ZM134 150V149H133ZM34 151V152H33ZM39 151V150H38ZM42 151V150H41ZM128 151H131V149L130 150H128ZM127 151V152H128ZM172 151V150H171ZM23 152V151H22ZM25 152V151H24ZM23 152V154L25 155V153ZM118 152V151H117ZM116 152V153H117ZM132 153H135V151H131ZM131 152H129L130 153V155H133ZM163 152H164V150H163ZM175 152V151H174ZM179 152H180V150H179ZM181 152H182V150H181ZM180 152V153H181ZM5 153L3 154V156L1 157V158H4V160L6 159L7 160V158H6V156H4L5 155ZM28 153H26V155L28 156ZM31 153V154H32ZM40 153V152H39ZM38 152H37V154H39ZM156 153V152H155ZM169 153V152H168ZM171 153H173V152H171ZM176 154H178V150L175 152ZM174 153V154H175ZM22 154V155H23ZM31 154H30V156H31ZM113 154V153H112ZM115 154V153H114ZM118 154H120L119 152H118ZM150 154V155H151ZM21 155V154H20ZM26 155H25V157H26ZM78 155L79 154H77L76 156V158H78V160L80 159L79 157H78ZM107 155V156H106ZM117 155V154H116ZM135 155H137V153L135 154ZM147 155V156H148ZM149 155V156H150ZM163 155H164V157L163 158H165V154L163 153ZM144 157H145V155H143ZM143 156H141L143 159H144V157ZM148 156V157H149ZM153 155H151V157H152ZM172 157H173V160L176 158L177 160L179 159V158H177V155H174L173 156V154L171 155ZM170 156V157H171ZM112 157H115L114 155L112 156ZM147 157V158H148ZM155 157V156H154ZM172 157L171 158H165V159H172ZM175 157V158H174ZM179 157V156H178ZM39 158H40V156H39ZM89 158V159H88ZM124 158V157H123ZM138 158H139V156H138ZM138 158H136V159H138ZM163 158H162V160H163ZM21 159V158H20ZM33 159H35L36 160V158H35V156L34 157H32V160L30 159V161H32V162H35ZM111 159V158H110ZM139 159H141V158H139ZM143 159H141V160H139V161H141V162H143L142 160ZM145 159H146V157H145ZM175 159V160H176ZM181 159V158H180ZM82 160V159H81ZM80 160V161H81ZM123 160V159H122ZM173 160H172V163H173ZM176 160V162H178ZM0 161H2V160H0ZM9 161V160H8ZM38 161V160H37ZM77 161V160H76ZM136 161H138V160H136ZM166 161H168V160H166ZM165 161V162H166ZM4 162V161H3ZM27 162H29V161H27L26 160V164H27ZM99 162V163H98ZM135 162V161H134ZM155 162V161H154ZM153 162V163H154ZM165 162H162V165H164L163 163H165ZM169 162V161H168ZM168 162H167V164H168ZM176 162H174V163H176ZM179 162H181V161H179ZM76 163V162H75ZM133 163V162H132ZM156 163H158V164H156ZM156 163H154V165L153 166H155V167H152L151 165V167L152 168H156V170L158 169V167L159 166H162V165H159V164H161L159 161L158 162H156ZM29 164H32V163H30L29 162ZM130 164V163H129ZM156 164V165H155ZM170 164V163H169ZM168 164V165H169ZM22 165V164H21ZM23 165H24V163H23ZM22 165V166H23ZM85 165V166H84ZM166 165V164H165ZM176 165V164H175ZM4 166V165H3ZM22 166H20V167H22ZM24 166H29V165H24ZM23 166V167H24ZM91 166V167H90ZM130 166V165H129ZM137 166V165H136ZM172 166V165H171ZM16 166H13V168H15ZM23 167H22V169H23ZM103 167V166H102ZM102 167H101V169H102ZM149 167V166H148ZM150 167V168H151ZM204 167V166H203ZM207 167V166H206ZM2 168V167H1ZM28 168V167H27ZM22 169L21 168H19L18 167V171L19 170H21L20 171V173L21 172H23L24 170H25V168H24V170L22 171ZM52 169H54V168H52ZM81 169L82 168H80V172L82 173V171H81ZM100 169V170H101ZM200 169H202L201 167H200ZM205 169H207V168H205ZM15 170V169H14ZM84 171H85V169H83ZM86 170H87V168H86ZM152 170V169H151ZM17 171V170H16ZM16 171L15 172H13L14 174H16ZM52 171H57L58 172V170L56 169V170H52ZM66 171V170H65ZM92 171V170H91ZM91 171L89 172V170H87V171H85L86 172V174H87V172L90 174L91 173ZM96 171H98L97 169H96ZM96 171H94V173H95V175L97 176V177H95V178H98L99 176H102L103 174L102 173H98V174H96ZM154 171V170H153ZM204 171V170H203ZM25 172V171H24ZM60 172V171H59ZM73 172V171H72ZM77 172H78V170H77ZM93 172V171H92ZM148 172L149 171H146V174H148ZM165 172V171H164ZM18 174H20L19 172H17ZM36 173V172H35ZM34 173V174H35ZM74 173H76V172H74ZM94 173H92V175L94 174ZM33 174V175H34ZM88 174V175H89ZM149 174H152V173H150L149 172ZM148 174V175H149ZM163 174V173H162ZM165 174V173H164ZM164 174H163V176H164ZM36 175V174H35ZM34 175V176H35ZM74 175V174H73ZM83 175V174H82ZM91 175V174H90ZM95 175H93V176H95ZM155 175H156V172H155ZM197 175V174H196ZM151 176V175H150ZM74 177V176H73ZM79 177V176H78ZM87 176H85V178H86ZM113 177V176H112ZM165 177H168V175L167 176H165ZM81 177H79V179L78 180H81L80 179ZM84 178V179H85ZM88 178L89 177H87V179H85L87 182H88ZM93 178V177H92ZM153 178V177H152ZM170 178V179H169ZM168 178V180H172L171 178L172 177H169ZM192 178H193V176H192ZM194 178H195V176H194ZM197 178H198V175H197ZM196 178V179H197ZM74 179V178H73ZM77 179H75L74 181H77ZM111 179V178H110ZM119 180V176H118V178H115V176L113 177V179H111V183L113 182V181H115V180ZM55 180V179H54ZM192 180V179H191ZM52 181V180H51ZM67 181H69V180H67ZM71 181V180H70ZM82 181V180H81ZM84 181V180H83ZM81 182V183H84V182ZM107 181V180H106ZM78 182H80V181H78ZM87 182H85L84 184L85 185H87V184H89V183H87ZM102 182V181H101ZM100 182V184H98V185H96V186H94L93 185V187H91L90 188V186H92V185H90L88 188H89V193L93 196V194H95L93 197L94 198H90L91 200L93 199L94 201H96V195L97 194H99L98 192H104L105 190H108V189H105V188H107V182L106 183H104V182H102L101 183ZM196 182V181H195ZM194 182V183H195ZM68 183V182H67ZM108 183L110 184V185H112L109 181H108ZM198 183V182H197ZM61 184V183H60ZM65 184V183H64ZM78 184V183H77ZM80 184V183H79ZM108 184V185H109ZM114 184V183H113ZM46 185H48L49 186V183L48 184H46ZM46 185H44V186H46ZM53 185V188H51V187H49L50 189H55V190H57V188H62L61 187V185L59 186V183L58 182H56V181H54V183L52 184ZM51 185V186H52ZM198 185H200V184H198ZM48 186H46V187H48ZM65 186V185H64ZM63 186V187H64ZM193 186H195L194 184H193ZM45 187V188H46ZM73 187V186H72ZM110 186H108V188H109ZM196 187H198V186H196ZM200 187H202V184H201V186ZM199 187V188H200ZM203 187H204V185H203ZM202 187V188H203ZM185 188V187H184ZM141 189V188H140ZM201 189V188H200ZM88 190V189H87ZM142 190V189H141ZM97 192V193H96ZM106 192V191H105ZM141 192V191H140ZM245 193V192H244ZM242 194V193H241ZM139 195V194H138ZM245 195H246V193H245ZM92 196H89V197H92ZM96 196V197H95ZM99 196V195H98ZM140 197V196H139ZM98 198V197H97ZM244 199V198H243ZM199 200H201V199H199ZM198 201V200H197ZM202 201H204V200H202ZM93 202V201H92ZM193 203H195V202H193ZM192 203V204H193ZM199 203V202H198ZM93 204V203H92ZM91 204V205H92ZM52 205H54V204H52ZM201 205V204H200ZM90 206V205H89ZM192 206H195L194 204L192 205ZM199 207V206H198ZM202 207V206H201ZM179 209V208H178ZM195 210V209H197L196 207H192V210ZM199 209V208H198ZM197 209V210H198ZM87 210V209H86ZM200 210H202V209H200ZM196 211V210H195ZM199 211V210H198ZM208 211V210H207ZM201 212V211H200ZM195 212H192V214H194ZM196 214H197V212H196ZM196 214H194V215H196ZM199 215V214H198ZM120 229V228H119ZM120 231V230H119ZM89 232V235L90 234H92V233H95L96 231L95 230H92V229H90L89 231H87V233ZM117 232H118V230H117ZM110 237H113L114 239H118V240H121V241H126L127 240V238H129L130 237V234L128 233V232H125L124 230H122L119 234H117L116 236H110ZM259 240H257V242H258ZM260 242V241H259ZM25 243H27V242H25ZM24 243V241H23V243H20L19 244V246H21L22 248H26V247H29V244L27 245V244H25ZM29 243V242H28ZM128 243V242H127ZM164 244V243H163ZM259 243H257V245H258ZM260 244H261V242H260ZM17 245H18V242H17ZM124 245H127V244H124ZM255 245H256V243H255ZM257 245L255 246V247H257ZM18 246V249L20 248ZM90 246V245H89ZM123 246V245H122ZM259 246V245H258ZM91 247V246H90ZM16 248H17V246H16ZM31 248V247H30ZM259 248H260V246H259ZM258 248V249H259ZM91 249V248H90ZM24 250H26V249H24ZM88 250H89V248H88ZM92 250V249H91ZM85 251V250H84ZM93 251V250H92ZM58 252H59V250H58ZM63 253V252H62ZM167 253H169V252H167ZM59 254L61 255V252H59ZM169 255V254H168ZM59 256V255H58ZM62 256H64V255H62ZM62 256H60L61 258H62ZM81 256V255H80ZM59 257V258H60ZM0 258H1V255H0ZM58 258V259H59ZM170 258L172 259V260H174V261H176L177 263L178 262H180L179 260H178V258L176 257V256H174V255H172V254H170ZM79 260V259H78ZM2 261H4V259L2 258V260H1V262ZM173 261V262H174ZM79 262H80V264H91L90 262H92V261H90V258H89V255L88 254H86V253H84L83 252V256H81V259L79 260ZM79 262H78V264H79ZM115 263V260H111L110 262H109V264H114Z\"/></svg>",
    "mask_w": 264,
    "mask_h": 264
}]
</instances>
